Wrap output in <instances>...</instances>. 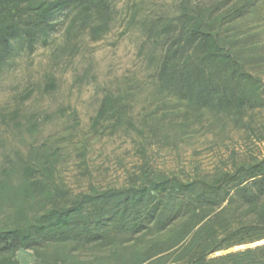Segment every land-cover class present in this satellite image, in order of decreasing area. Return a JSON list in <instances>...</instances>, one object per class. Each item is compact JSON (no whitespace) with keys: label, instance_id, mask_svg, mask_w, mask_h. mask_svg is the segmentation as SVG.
I'll return each mask as SVG.
<instances>
[{"label":"trees","instance_id":"1","mask_svg":"<svg viewBox=\"0 0 264 264\" xmlns=\"http://www.w3.org/2000/svg\"><path fill=\"white\" fill-rule=\"evenodd\" d=\"M112 14V0H0V75L48 47L63 24L71 47L108 28ZM159 33L150 80L108 90L93 127H133L130 105L143 92L163 106L150 117L159 130L168 118L183 130L210 116L253 131L248 115L264 111V0L190 3ZM23 104L4 124L35 136L50 117ZM50 150L17 153L0 169V264H19L20 251L37 264H264V155L190 179L145 167L127 186L73 193L57 181Z\"/></svg>","mask_w":264,"mask_h":264},{"label":"rangeland","instance_id":"2","mask_svg":"<svg viewBox=\"0 0 264 264\" xmlns=\"http://www.w3.org/2000/svg\"><path fill=\"white\" fill-rule=\"evenodd\" d=\"M203 1L208 0H112V19L99 35L87 31L71 39L68 47L65 23L48 47L40 46L34 54L17 58L0 75V169L7 157L17 153L28 157L32 148H49L58 154L57 181L79 193L91 186H127L145 167L190 179L251 155L262 157L264 111L248 115L253 131L210 116L200 121L190 118L183 130L169 127L179 119L168 118L166 127L159 130L150 117L161 116L163 106L140 92L130 105L133 127L108 121L93 127L108 90L116 91L130 78L150 80L154 69L148 55L156 45L154 38L164 36L158 34L159 29L175 22L190 3ZM160 51L158 45L156 53ZM50 80L55 89L47 93ZM20 101L27 112L50 117L35 136L4 124L3 115L16 109ZM17 259L19 264H37L30 251H20Z\"/></svg>","mask_w":264,"mask_h":264}]
</instances>
